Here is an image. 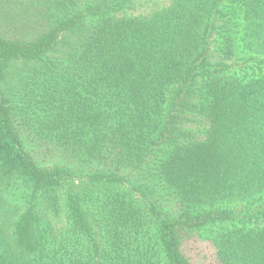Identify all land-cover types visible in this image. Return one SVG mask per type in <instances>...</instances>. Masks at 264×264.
I'll list each match as a JSON object with an SVG mask.
<instances>
[{
	"label": "trees",
	"instance_id": "1",
	"mask_svg": "<svg viewBox=\"0 0 264 264\" xmlns=\"http://www.w3.org/2000/svg\"><path fill=\"white\" fill-rule=\"evenodd\" d=\"M132 1L4 13L0 264H264V0Z\"/></svg>",
	"mask_w": 264,
	"mask_h": 264
},
{
	"label": "rangeland",
	"instance_id": "2",
	"mask_svg": "<svg viewBox=\"0 0 264 264\" xmlns=\"http://www.w3.org/2000/svg\"><path fill=\"white\" fill-rule=\"evenodd\" d=\"M15 1L16 0H0V24L5 12L15 13L14 9L17 8V4H14ZM169 2L170 0H133L127 11L132 14H144L152 9L167 5ZM14 85V79L8 76L2 83V89L7 93L10 92Z\"/></svg>",
	"mask_w": 264,
	"mask_h": 264
}]
</instances>
